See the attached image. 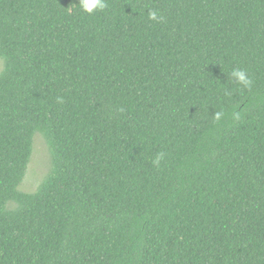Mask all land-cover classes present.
Instances as JSON below:
<instances>
[{
  "label": "trees",
  "instance_id": "1",
  "mask_svg": "<svg viewBox=\"0 0 264 264\" xmlns=\"http://www.w3.org/2000/svg\"><path fill=\"white\" fill-rule=\"evenodd\" d=\"M106 2L0 0V264H264V0Z\"/></svg>",
  "mask_w": 264,
  "mask_h": 264
},
{
  "label": "clouds",
  "instance_id": "2",
  "mask_svg": "<svg viewBox=\"0 0 264 264\" xmlns=\"http://www.w3.org/2000/svg\"><path fill=\"white\" fill-rule=\"evenodd\" d=\"M73 7H78L82 12L87 14H93L95 11L100 10L103 11L108 7V4L106 0H79L78 4L72 5L71 7L66 8V10L71 13ZM148 19L156 22H161L162 17L159 16L158 12L155 10H149L148 12ZM230 76L233 80L236 81V83L240 86H242L244 89L251 90L253 80L248 75V72L241 68H234ZM58 102L63 103L62 97H57ZM120 111H123V109H120ZM223 113L222 112H215L213 115V120L218 122L222 118ZM239 118L238 114L237 117ZM166 152L159 151L157 152L154 157L151 159V163L154 167L159 168L162 164V162L166 159Z\"/></svg>",
  "mask_w": 264,
  "mask_h": 264
},
{
  "label": "rangeland",
  "instance_id": "3",
  "mask_svg": "<svg viewBox=\"0 0 264 264\" xmlns=\"http://www.w3.org/2000/svg\"><path fill=\"white\" fill-rule=\"evenodd\" d=\"M3 59L0 57V70ZM50 166V152L45 138L40 132L33 137L32 154L27 165L24 177L18 189L26 192L34 191Z\"/></svg>",
  "mask_w": 264,
  "mask_h": 264
}]
</instances>
